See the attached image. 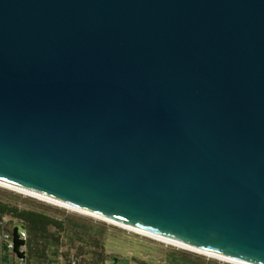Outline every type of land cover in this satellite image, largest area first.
I'll return each instance as SVG.
<instances>
[{
	"label": "water",
	"instance_id": "95a60500",
	"mask_svg": "<svg viewBox=\"0 0 264 264\" xmlns=\"http://www.w3.org/2000/svg\"><path fill=\"white\" fill-rule=\"evenodd\" d=\"M0 183L264 264V0H0Z\"/></svg>",
	"mask_w": 264,
	"mask_h": 264
},
{
	"label": "trees",
	"instance_id": "16d2710c",
	"mask_svg": "<svg viewBox=\"0 0 264 264\" xmlns=\"http://www.w3.org/2000/svg\"><path fill=\"white\" fill-rule=\"evenodd\" d=\"M8 218L10 221L6 226L0 224V233L9 230V226L16 224L11 230V240L13 243L12 252L24 258L27 262L34 264H45L50 261L52 254L54 259L62 256L64 260L71 262L65 253L59 254L63 239L70 245L74 240L92 244L101 248V236L105 234L106 228H90L79 223L72 218H67L61 210L53 208L42 202L26 199L19 194L0 189V219ZM18 228L23 229L26 240H19L17 237ZM93 230L94 232H91ZM95 233V235H93ZM24 245L25 251L19 252V248ZM80 251L72 257L76 259L75 264H102L105 261H117L116 257L107 259L103 254H94L91 251ZM93 254L91 260H84L82 255ZM72 264V263H71Z\"/></svg>",
	"mask_w": 264,
	"mask_h": 264
},
{
	"label": "rangeland",
	"instance_id": "374dc122",
	"mask_svg": "<svg viewBox=\"0 0 264 264\" xmlns=\"http://www.w3.org/2000/svg\"><path fill=\"white\" fill-rule=\"evenodd\" d=\"M0 189L19 194L23 198H30L59 209L67 218H72L85 225L87 224V227L106 228L104 229L105 234L101 236L103 245L101 248L77 240H74L70 245L62 238L64 243L59 249L61 252L59 254L65 253L67 258L72 257L75 253L80 251L81 248H84V251L81 252L91 251L94 252V254H103L104 258L107 259L116 257L117 263L119 264H231L192 249L175 247L170 243L139 234L112 222L98 219L90 214L74 211V209L56 205L45 200L43 201L42 199L31 197L1 185ZM91 232L94 231L91 230ZM93 235H95V233ZM48 256L51 258L55 257L52 254H48ZM92 256L93 254L82 255L83 259L88 261L92 259ZM58 257L64 259L62 256Z\"/></svg>",
	"mask_w": 264,
	"mask_h": 264
},
{
	"label": "built area",
	"instance_id": "2783aa9c",
	"mask_svg": "<svg viewBox=\"0 0 264 264\" xmlns=\"http://www.w3.org/2000/svg\"><path fill=\"white\" fill-rule=\"evenodd\" d=\"M9 221L10 220L8 218L2 217L0 219V224L3 225V226H6ZM15 225L16 224H12L11 226H9V230H3L1 232V238L6 244V249L8 251H11V252H12V247H13V243H12V240H11V230L13 229V227ZM17 237H18L19 240H26L27 234H26V232L23 229L18 228ZM24 251H25V246L22 245L19 248V252H24ZM75 261H76V259L74 257H71V263L75 264ZM102 264H119V263H117V261H105Z\"/></svg>",
	"mask_w": 264,
	"mask_h": 264
},
{
	"label": "crops",
	"instance_id": "0c3cea01",
	"mask_svg": "<svg viewBox=\"0 0 264 264\" xmlns=\"http://www.w3.org/2000/svg\"><path fill=\"white\" fill-rule=\"evenodd\" d=\"M14 253L15 252H11L6 249V244L2 240L0 233V264H34L32 262H27L25 259L23 261H19L15 257ZM69 259L71 260V257ZM45 264H71V262L57 257L56 259L51 258L50 261L47 260Z\"/></svg>",
	"mask_w": 264,
	"mask_h": 264
},
{
	"label": "bare ground",
	"instance_id": "6f19581e",
	"mask_svg": "<svg viewBox=\"0 0 264 264\" xmlns=\"http://www.w3.org/2000/svg\"><path fill=\"white\" fill-rule=\"evenodd\" d=\"M0 185H1V186H6V185L1 184V183H0ZM6 187H8V186H6ZM8 188H10V187H8ZM11 189H13V188H11ZM13 190H15V189H13ZM16 191H18V190H16ZM19 192H22V193H25V194H29V193H26V192H23V191H19ZM29 195H32V194H29ZM32 196H35V195H32ZM35 197H36V198H40V199L45 200V201H48V202H52V203H54V204H58V205H61V206H64V207L70 208V209H74V211L76 210V211H80V212H82V213H86V212H83V211H81V210H77V209H75V208H73V207H70V206H68V205L55 203V202H53V201L46 200V199L41 198V197H38V196H35ZM122 227H123V226H122ZM125 228H126V229H129V230H131V231L137 232V233H139V234H143V235L149 236V235H147V234H144V233H141V232L135 231V230H133V229H130V228H127V227H125ZM149 237H152V236H149ZM152 238H155V239H157V240L163 241V240H161V239H159V238H156V237H152ZM163 242H164V241H163ZM194 251H195V250H194ZM200 253H202V252H200ZM203 254H206V253H203ZM207 255H209V254H207ZM209 256H211V255H209ZM212 257H213V256H212ZM225 262H226V261H225ZM229 263H231V262H229ZM231 264H234V263H231Z\"/></svg>",
	"mask_w": 264,
	"mask_h": 264
}]
</instances>
